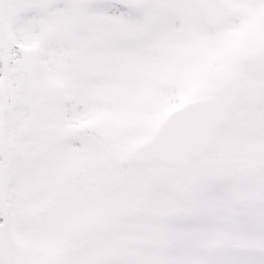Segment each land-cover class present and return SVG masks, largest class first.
<instances>
[{
	"label": "snow or ice",
	"instance_id": "1",
	"mask_svg": "<svg viewBox=\"0 0 264 264\" xmlns=\"http://www.w3.org/2000/svg\"><path fill=\"white\" fill-rule=\"evenodd\" d=\"M0 264H264V0H0Z\"/></svg>",
	"mask_w": 264,
	"mask_h": 264
}]
</instances>
